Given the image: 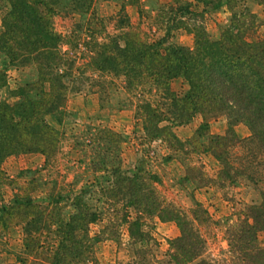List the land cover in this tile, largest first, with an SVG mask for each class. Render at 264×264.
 I'll list each match as a JSON object with an SVG mask.
<instances>
[{"label": "trees", "instance_id": "trees-1", "mask_svg": "<svg viewBox=\"0 0 264 264\" xmlns=\"http://www.w3.org/2000/svg\"><path fill=\"white\" fill-rule=\"evenodd\" d=\"M237 1L216 0L213 7L224 4L231 15L213 40L202 21L206 9L198 10L191 1L159 4L156 21L163 34L157 40L139 25L118 18L117 25H123L117 26L119 34L97 43L89 66L103 74L122 76L121 88L125 92L139 89L143 96L135 105V114L147 139H161L175 151L182 150L173 127L200 115L197 137H208L206 151L220 164L219 185L237 184L243 179L256 186L264 182V38L253 41L246 38L247 31L254 26L255 15L247 6L235 10ZM7 2L9 8L2 16L0 31V51L4 61L8 59L4 64L16 69L34 66L36 73L34 79H23L12 90L13 96L21 97L19 101L0 102V195L3 185L15 183L7 180L3 172L5 158L31 152H45L49 156L56 149L57 131L46 123L44 116L59 113V106L67 96L68 71L73 69L74 60L67 58L69 69L60 72L61 36L53 26V17L60 13H85L94 0ZM179 28L193 34L194 46L170 41L161 49L159 41L170 39L171 31ZM4 71L5 67L0 71V86L5 85ZM177 78L187 85L182 93L171 87ZM97 82L92 84L99 85ZM100 88L104 89L103 85ZM218 116L226 117L228 127L223 134H209L208 122ZM238 123L249 128L248 136L236 135L234 126ZM107 135L119 136L110 130ZM192 145L196 147L198 142ZM140 164L133 173L113 175L116 189L111 190L114 194L110 197L133 209V218L125 212L121 219L127 223L132 240L152 239L142 230V219L156 216L161 221H174L179 228V235L169 241V264H188L196 259L198 264H264V192L261 201L249 204L244 218L227 229V258H207L203 256L206 241L200 226L208 222V211L196 201L189 218L181 209L165 204L154 185L160 181L158 176L142 172ZM186 175L185 179L190 181L206 178L201 167L192 165L187 167ZM9 201L10 204L0 203V229L24 224L25 251L33 256L28 264H79L92 243L100 241L98 235L88 233L98 214L90 210L80 194L74 196L76 212L64 219L57 217L54 208L40 209L18 191ZM53 223L57 224L56 245L52 250L38 252L41 235L50 232Z\"/></svg>", "mask_w": 264, "mask_h": 264}, {"label": "rangeland", "instance_id": "rangeland-1", "mask_svg": "<svg viewBox=\"0 0 264 264\" xmlns=\"http://www.w3.org/2000/svg\"><path fill=\"white\" fill-rule=\"evenodd\" d=\"M186 1L196 3L198 10L206 9L203 24L210 39L218 38L231 10L224 4L214 8L216 0ZM169 2L173 0H94L85 13L54 16L53 26L61 36L58 47L62 54L60 72L67 68V58L74 60L73 69L68 71L67 96L59 106V113L51 112L44 116L46 123L57 131L56 149L49 156L45 152L19 153L2 162L7 180L15 183L2 186L0 203H9L18 191L40 209L54 208L52 210L57 212V217L64 219L76 212L74 196L80 194L90 210L97 212L98 218L89 225L88 233L89 236L98 235L100 241L92 243L79 264H169V241L180 233L177 224L161 221L156 216L143 218L141 228L152 239L135 242L129 236L127 223L121 221L125 212L133 218V209L122 200L110 198L114 194L111 190L116 189L113 175L133 173L140 163L142 172L158 176L160 181L154 185L165 204L181 209L189 218L196 201L208 211V222L200 226L206 241L203 256L207 258L221 260L228 255L227 229L244 218L249 204L261 201L264 182L255 186L240 179L237 184L219 185L217 174L220 164L206 151L208 137H197V129L202 122L200 115L186 124L173 127L182 143V150L175 151L161 139L149 140L135 114V105L143 96L139 89L125 92L121 88L122 76L103 74L89 66L97 43L119 34L117 26L122 28L123 25H117L118 18L127 19L133 26L139 25L154 40L160 38L163 33L158 30L156 15L159 4ZM236 4L235 10L247 6L255 15L254 26L247 31L246 38L252 41L263 39L264 0H238ZM8 8L7 0H0V31L2 16ZM171 32L170 39L159 41L161 49L170 41L190 48L194 46L193 34L184 28ZM4 58L0 51V71L5 67L6 75L5 85L0 86V102L13 104L21 97L13 96L12 90L23 79H34L36 72L34 66L17 69L5 66L8 59L4 61ZM95 80L99 85L92 84ZM101 85L104 89L100 88ZM171 87L182 93L187 85L177 78ZM227 127L225 116L208 122L209 134H223ZM108 130L119 136H105ZM234 130L239 138L250 134L243 123L236 124ZM195 142H198L196 147L192 145ZM189 165L201 167L205 180H186ZM23 225L20 222L5 230L0 229V264H28L33 258L25 251ZM56 228L57 224L53 223L50 232L41 235L38 252L52 250L56 245ZM188 264H198V260Z\"/></svg>", "mask_w": 264, "mask_h": 264}]
</instances>
